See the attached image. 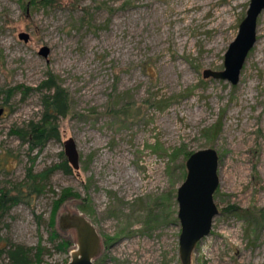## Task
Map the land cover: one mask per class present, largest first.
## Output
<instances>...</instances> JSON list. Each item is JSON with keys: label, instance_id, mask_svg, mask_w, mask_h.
<instances>
[{"label": "rangeland", "instance_id": "rangeland-1", "mask_svg": "<svg viewBox=\"0 0 264 264\" xmlns=\"http://www.w3.org/2000/svg\"><path fill=\"white\" fill-rule=\"evenodd\" d=\"M249 1L56 0L32 10L0 0V188L22 181L29 167L58 163L68 138L79 153L77 169L55 171L43 194L4 217L0 264L12 244L40 245L42 264H67L76 240L57 227L64 211L95 226L96 264H181L175 197L184 152L206 147L219 155V214L191 264H264V222L247 226L233 213L264 209V10L238 83L202 76L223 69ZM50 73L68 91L70 110L58 117L57 139L29 150L13 130L41 116L40 85ZM65 189L79 197L59 206L51 228L53 201ZM61 241L67 252L57 249Z\"/></svg>", "mask_w": 264, "mask_h": 264}, {"label": "water", "instance_id": "water-1", "mask_svg": "<svg viewBox=\"0 0 264 264\" xmlns=\"http://www.w3.org/2000/svg\"><path fill=\"white\" fill-rule=\"evenodd\" d=\"M264 10V0H250L245 17L238 26L235 38L224 53L223 69H205L203 78L212 77L235 85L239 81L245 60L255 45L257 18ZM27 43L30 35L18 33ZM50 49L42 45L38 54L46 58ZM3 108L0 107V115ZM64 155L68 163L77 169L79 153L72 138L64 141ZM219 155L214 148L193 151L185 160L186 174L176 191L177 219L180 223L178 240L181 264H191V256L197 244L210 234L214 218L219 214L214 194L219 186ZM57 227L62 232L74 231L76 248L69 253L67 264H95L101 251V239L95 226L80 212L64 211L57 217Z\"/></svg>", "mask_w": 264, "mask_h": 264}, {"label": "trees", "instance_id": "trees-1", "mask_svg": "<svg viewBox=\"0 0 264 264\" xmlns=\"http://www.w3.org/2000/svg\"><path fill=\"white\" fill-rule=\"evenodd\" d=\"M24 9L32 8V10L40 7H48L56 0H20ZM40 87L46 91L42 96V114L36 121L27 122L23 128L13 130L22 141L29 145V150L43 147L50 139L59 137V127L57 124L58 117L65 116L70 110L69 93L58 83L57 77L50 73L47 78L42 81ZM14 88L7 90L5 93V102H8L14 94ZM192 152H184L186 159ZM177 151L171 155V158L177 156ZM33 161V160H32ZM72 166L68 163L65 157H61L58 163L43 168L40 171H34L32 167L27 169L26 175L22 181L13 184L9 189L0 188V228L2 221L11 208L23 202H28L34 197L44 193L49 187V181L53 173L57 170L63 173H70ZM183 168V164H182ZM79 196L70 189H65L61 192L57 199L53 201V209L49 219V226H55V214L59 206L70 198H78ZM83 210L86 209L83 207ZM247 223V226H252L264 222V209L258 213L249 211H235ZM258 216V217H256ZM58 235L54 231L50 237L51 242H54ZM69 247L68 241H61L57 245V249L62 252H67ZM7 264H42L43 248L38 245L35 248L25 247L19 244L8 246L5 251ZM95 260V264H96Z\"/></svg>", "mask_w": 264, "mask_h": 264}, {"label": "bare ground", "instance_id": "bare-ground-1", "mask_svg": "<svg viewBox=\"0 0 264 264\" xmlns=\"http://www.w3.org/2000/svg\"><path fill=\"white\" fill-rule=\"evenodd\" d=\"M199 3V2H198ZM192 5V4H191ZM191 7V6H190ZM188 8V7H187ZM194 8V7H193ZM262 27V26H261ZM262 29H264V27L262 28Z\"/></svg>", "mask_w": 264, "mask_h": 264}]
</instances>
